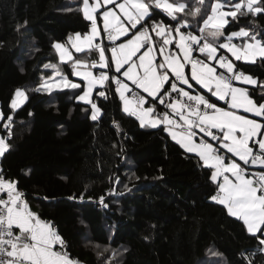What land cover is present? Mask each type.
<instances>
[{
  "label": "trees",
  "instance_id": "obj_1",
  "mask_svg": "<svg viewBox=\"0 0 264 264\" xmlns=\"http://www.w3.org/2000/svg\"><path fill=\"white\" fill-rule=\"evenodd\" d=\"M169 1L186 5L176 14L178 20L159 9H154L155 18L173 26L184 22L188 27L181 30L194 33L215 2ZM81 3L0 0L1 136L2 122L13 117L12 136L5 140L10 148L0 156V172L18 182L30 210L52 222L80 264H248L241 254L257 249L259 240L209 198L216 188L208 179L209 170L165 131L141 127L124 113L115 84L93 93L92 101L101 110L96 120L91 105L77 99L82 89L33 90L57 69L84 84L74 77L71 62L58 61L53 48L55 42L63 44L68 36L88 31ZM194 7L201 9L196 16L191 15ZM227 20L226 35L241 28L250 35L264 34V12ZM98 24L101 29V19ZM257 39L264 40V35ZM74 57L91 62L97 53L84 51ZM235 63L264 82L260 59ZM110 75L118 76L113 69ZM17 89L27 100L13 111L10 104ZM247 89L255 102L264 104L259 88ZM98 91H105L107 98Z\"/></svg>",
  "mask_w": 264,
  "mask_h": 264
},
{
  "label": "snow or ice",
  "instance_id": "obj_2",
  "mask_svg": "<svg viewBox=\"0 0 264 264\" xmlns=\"http://www.w3.org/2000/svg\"><path fill=\"white\" fill-rule=\"evenodd\" d=\"M198 3L202 5L204 0ZM185 7L169 0H83V18L90 22V31L76 33L74 40L70 35L68 41L76 52L87 48L89 53L96 52L98 59H93L90 65L87 60L73 59L68 48L56 43L60 61H72L73 75L84 84L72 82L56 65L46 64L45 68L57 70L33 90L51 93L65 88L82 89L77 98L91 104V118L96 120L101 110L92 102L93 89L115 84L123 111L135 117L141 127L160 128L185 152L194 153L209 170L208 179L216 185L209 198L222 205L229 216L241 221L247 232L264 244V104L255 102L248 89L233 85L235 81L259 88L264 97V82H258L233 63V59L244 63L260 59L264 63V40L257 39L264 34L250 35L244 28L227 35L224 31L229 23L226 17L238 20L239 16H256L264 12V0H217L204 27L199 29L200 33L207 29V36L181 32L182 27H188L184 22L173 26L155 18L158 13L154 9H159L172 20H178L176 13H183ZM100 9L105 10L99 12ZM200 12L199 7H194L191 15ZM98 19L103 20L102 33ZM102 35L109 45L95 42ZM233 38L247 39L237 46L232 43ZM218 49L230 53L231 58L218 55ZM197 51L203 59L194 58ZM113 67L124 80L110 75ZM95 68L107 71L94 74L91 69ZM56 76L60 79L55 80ZM129 92L131 98L126 95ZM97 95L107 98L105 91H98ZM212 97L223 101L226 107L218 105ZM26 100L24 91L17 89L10 107L15 111ZM159 106L167 111H160ZM240 111L251 113L260 121L238 114ZM12 119L8 115L7 120ZM198 134L208 139L197 142ZM9 148L0 139V156ZM249 164L260 170L249 172L244 167ZM17 183L0 172V264H80L67 251L66 241L52 222L43 221L30 210Z\"/></svg>",
  "mask_w": 264,
  "mask_h": 264
},
{
  "label": "rangeland",
  "instance_id": "obj_3",
  "mask_svg": "<svg viewBox=\"0 0 264 264\" xmlns=\"http://www.w3.org/2000/svg\"><path fill=\"white\" fill-rule=\"evenodd\" d=\"M90 2H93V0H90ZM118 2H119V0H118ZM169 2H171V1H169ZM215 2H217V0H215ZM215 2H213V4L215 3ZM221 2H223V0H221ZM233 2H235V0H233ZM212 4V5H213ZM256 6H259V5H256ZM82 7H83V0H82V3H81V10H82ZM108 8H112L113 7V5H108L107 6ZM105 9H100L99 10V12H103ZM117 11H119L118 9H117ZM177 14V13H176ZM212 14V12H211V10H210V13H209V15H211ZM208 15V16H209ZM207 19V18H206ZM205 19V20H206ZM226 19H228V17H226ZM204 20V21H205ZM204 21L202 22V24L200 25L201 27L200 28H202V27H204ZM98 27H99V29H100V26H99V24H98ZM101 30H103V20L101 19V29H100V31ZM240 30V29H239ZM239 30H236V31H233V32H237V31H239ZM90 31V27H89V29H88V31L87 32H89ZM206 31V33L208 32V30L206 29L205 30ZM87 32H85V33H87ZM181 32H183V30H181ZM84 33V34H85ZM184 33V32H183ZM230 34V33H229ZM74 39H75V34H74ZM102 39V36H100V37H97V39H96V43H98L97 41H100ZM178 39V38H177ZM225 39V37L224 38H222V40H224ZM247 38H243L242 40H246ZM221 40V39H220ZM56 43H60L62 46H63V44L61 43V42H55V43H53V48H54V51H55V53H56V55H57V57H58V61L59 62H61L60 61V58H59V53L57 52V50L55 49V47H54V44H56ZM117 43H119V41H117ZM107 45V44H106ZM74 50V54L72 55L73 56V59L75 58L74 57V55L76 54V53H81V52H84V51H86V52H89L88 50H87V48H85L83 51H81V52H76L75 51V49H73ZM111 57V53H109V58ZM96 59H98V55H97V57H96ZM81 60H85V59H81ZM67 62H71L72 63V61H67ZM89 62V65H90V61H88ZM62 63V62H61ZM64 63H66V62H64ZM127 67V66H126ZM95 70H96V72H101V71H106V69H99V68H95V69H91V71L94 73V74H96V72H95ZM113 70L115 71V68L113 67ZM74 77H76L75 75H74ZM121 77H122V79L124 80V77L121 75ZM60 79V77L58 76V77H56L55 78V80H59ZM83 81V80H82ZM43 83H44V81H43ZM23 91V90H22ZM94 92V89H93V91H92V93ZM126 95L128 96V94L126 93ZM78 99V98H77ZM92 99V98H91ZM79 100V99H78ZM80 102H82V103H85V102H83V101H81V100H79ZM25 102V101H24ZM24 102L21 104V105H23L24 104ZM93 102V101H92ZM94 103V102H93ZM86 104H90V103H86ZM20 105V106H21ZM91 105V104H90ZM19 106V107H20ZM18 107V108H19ZM92 108V107H91ZM93 111V110H92ZM100 114V113H99ZM99 114L97 115V117L99 116ZM111 257H108V259H110ZM243 258L247 261V263L248 264H264V247L263 248H258V250H255V251H251V252H249V253H245L244 255H243Z\"/></svg>",
  "mask_w": 264,
  "mask_h": 264
},
{
  "label": "crops",
  "instance_id": "obj_4",
  "mask_svg": "<svg viewBox=\"0 0 264 264\" xmlns=\"http://www.w3.org/2000/svg\"><path fill=\"white\" fill-rule=\"evenodd\" d=\"M229 18V17H228ZM203 35L204 36H207V33H206V31L203 33ZM153 36H154V34H153ZM222 38H224V37H220V39L222 40ZM210 41H211V37H209L208 38ZM243 38H233V40H232V43H234V44H236L237 46H240L241 44H242V42L244 41V40H242ZM225 40V39H224ZM170 47H172L173 49H174V45H172V46H170ZM178 51V50H177ZM220 53H227L228 55H229V57L231 58V54L230 53H228V52H226L224 49H218V55L220 54ZM204 58V57H203ZM236 61L233 59V63H235ZM242 62V61H241ZM114 71V70H113ZM186 71L188 72V74H189V76H190V66H187L186 67ZM95 72H96V70H95ZM115 72V71H114ZM100 72H96V74H99ZM116 73V72H115ZM118 76H119V78L121 79V80H123L122 79V77H121V75L120 74H118ZM76 78H79V77H77L76 76ZM254 78V77H253ZM80 79V78H79ZM194 83V82H193ZM234 86H236V87H242V88H248V87H252L251 85H246V84H239V83H237V82H235L234 84H233ZM197 87V90L198 91H200L202 94L203 93H205L206 95H208V93L206 92V90H203V89H199V86H196ZM97 89H101V88H97ZM21 90V89H20ZM95 90L96 89H94V92H95ZM187 90V89H186ZM16 92V91H15ZM93 92V93H94ZM93 93H92V95H93ZM128 94V97L129 98H131V96H130V92L129 93H127ZM14 96H15V93H14ZM14 98V97H13ZM91 98H92V96H91ZM149 99H151L150 97H149ZM212 99L213 100H216V98L215 97H212ZM121 101V100H120ZM216 103L218 104V105H221V106H224V107H226L225 105H223L222 103H221V101H218V100H216ZM163 106H159V110L162 108ZM121 108H122V110H123V103H122V101H121ZM124 112V111H123ZM125 113V112H124ZM238 114H242V115H244V116H246L247 118H250V119H256L258 122L260 121V118L259 117H253V115L251 114V113H243L242 111H240V112H238ZM155 115V114H154ZM145 127H148V128H152V127H150V126H145ZM162 127V126H161ZM152 129H156V128H152ZM167 133V132H166ZM168 134V133H167ZM170 138H171V136H170ZM0 139H3L2 138V136H1V134H0ZM172 139V138H171ZM196 139V141L198 142V140H197V137L195 138ZM6 142V141H5ZM251 143V142H250ZM190 154H194V153H190ZM195 155V154H194ZM230 155V154H229ZM233 159H235V158H233ZM241 164H243V162H241ZM244 167H247V168H251V169H257V170H260L258 167H253V166H251L250 164L249 165H245ZM17 231V233H18V231L19 230H16ZM264 247V244H260L259 243V245H258V247H257V249H255V250H258V248H263ZM57 248H59V246H57ZM254 250V251H255Z\"/></svg>",
  "mask_w": 264,
  "mask_h": 264
},
{
  "label": "built area",
  "instance_id": "obj_5",
  "mask_svg": "<svg viewBox=\"0 0 264 264\" xmlns=\"http://www.w3.org/2000/svg\"><path fill=\"white\" fill-rule=\"evenodd\" d=\"M166 24H168V25H170L169 23H166ZM149 27H151V24L149 23ZM189 31H187V32H184L185 34H187ZM192 32V31H191ZM194 35H198V36H200V35H203V33H200V32H198V33H194V32H192ZM204 36V35H203ZM72 37H73V40H74V36L72 35ZM68 38H69V36L66 38V40L63 42V46H65L66 48H68V50L71 52V54L73 53V47H72V45L69 43V41H68ZM98 43H100L101 45H104V44H107V45H109L110 44V42L108 41V39H107V37L106 36H104L103 37V39H101L100 41H97ZM201 43H203V41H201ZM220 54H223L225 57H227V58H230L229 57V55L227 54V53H220ZM194 58H199V59H203V57L202 56H200V54H199V52L197 51V52H195L194 53ZM219 71H221V72H223L224 70L223 69H220ZM235 83V81H233V84ZM135 91L137 92V93H140V90L139 89H135ZM130 96L132 97V93L130 92ZM173 96L175 97L176 96V94H173ZM221 103L224 105V102L223 101H221ZM226 106V105H225ZM160 111H167V109H164L163 107L160 109ZM5 125H8L9 127H5ZM10 125H11V121H9V120H7V118L2 122V129H3V133H2V138L4 139V140H7V139H9V138H11V136H12V133H11V131H10ZM197 140H198V142L201 140V139H204V140H207L208 138L207 137H203L202 136V134H198L197 136ZM214 146H216V147H218V145H214ZM247 168V167H246ZM247 170L249 171V172H252V171H259V170H257V169H251V168H247ZM21 193H23V191L21 190V189H18ZM106 193H108V194H113L114 192L112 191V190H107L106 191ZM4 197L6 198V194H4Z\"/></svg>",
  "mask_w": 264,
  "mask_h": 264
}]
</instances>
